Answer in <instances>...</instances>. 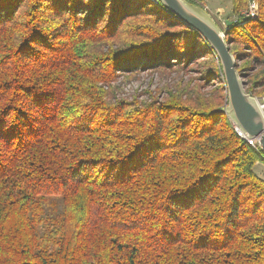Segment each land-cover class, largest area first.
Returning a JSON list of instances; mask_svg holds the SVG:
<instances>
[{
    "label": "trees",
    "instance_id": "16d2710c",
    "mask_svg": "<svg viewBox=\"0 0 264 264\" xmlns=\"http://www.w3.org/2000/svg\"><path fill=\"white\" fill-rule=\"evenodd\" d=\"M230 1L241 19L249 0ZM257 1L223 32L264 98ZM193 63L197 82L164 99L116 96L120 78ZM221 77L159 0H0V264H264V150L218 112L225 80L203 93Z\"/></svg>",
    "mask_w": 264,
    "mask_h": 264
},
{
    "label": "water",
    "instance_id": "95a60500",
    "mask_svg": "<svg viewBox=\"0 0 264 264\" xmlns=\"http://www.w3.org/2000/svg\"><path fill=\"white\" fill-rule=\"evenodd\" d=\"M178 20L197 31L219 59L228 92V103L218 112L225 114L249 138L260 142L264 150V111L259 100L245 90L244 75L237 71L239 57L234 59L225 35L211 15L187 0H159Z\"/></svg>",
    "mask_w": 264,
    "mask_h": 264
},
{
    "label": "rangeland",
    "instance_id": "374dc122",
    "mask_svg": "<svg viewBox=\"0 0 264 264\" xmlns=\"http://www.w3.org/2000/svg\"><path fill=\"white\" fill-rule=\"evenodd\" d=\"M195 4L199 6L201 9L209 13L212 16L214 21L220 27L222 31H224L225 26H229V24L233 20V15L231 14L232 4L230 0H193ZM258 7L259 3L257 2ZM248 7V6H247ZM247 9V8H246ZM245 9V10H246ZM260 9V8H259ZM245 17V16H244ZM238 18L241 23H239V27H243L246 22L242 21L243 18ZM255 20V19H254ZM249 21V20H247ZM252 21V20H251ZM234 23V22H232ZM242 50V48H240ZM234 59H236L234 57ZM248 60L240 61L239 67L244 68L248 65ZM253 66V70H257V64L255 62H251ZM205 65L201 66L198 63H193L191 67L187 70L182 72H172L171 74H164L157 70L152 69L151 67H146L145 70L141 69L138 75L133 80H127L120 78L119 81L116 83V96L118 98H127V99H137L139 101H149L155 97L158 99H164L167 96V89H172L175 84L180 83L185 85L190 83V79L192 80L191 85L193 86L203 73ZM202 72H199L201 71ZM244 74L250 72L241 71ZM242 73V74H243ZM225 80L224 77L220 79L212 80L210 83H203V93L206 95L209 94L211 91L214 90L215 87H218L223 84ZM244 83H246L245 90H250L249 80L246 76L243 78ZM247 92V91H246ZM249 93V92H247ZM251 94V93H250ZM253 95V94H252ZM259 101H264V98H260L258 95H253ZM227 105V104H226ZM225 105V107H226ZM224 107V108H225ZM231 123H233L231 121ZM256 174L259 177L264 178V164L258 163L255 166Z\"/></svg>",
    "mask_w": 264,
    "mask_h": 264
},
{
    "label": "built area",
    "instance_id": "2783aa9c",
    "mask_svg": "<svg viewBox=\"0 0 264 264\" xmlns=\"http://www.w3.org/2000/svg\"><path fill=\"white\" fill-rule=\"evenodd\" d=\"M153 1H156V0H153ZM257 0H249V3H248V7L246 10H244L241 15H242V18H244L245 20H254V19H257L258 18V14H259V7H258V4H257ZM245 16V17H244ZM237 16H233V20L232 22L234 23H237V22H241L238 18H236ZM228 29V26H225L224 27V31ZM222 33L224 34V32L222 31ZM225 35V34H224ZM260 105H261V110L264 111V101H259ZM233 125V128H234V131L237 133V135L239 137H242L243 140L247 141L250 145L254 146V147H259L261 149L262 146L260 144V142L256 139H253V138H249L248 136H246V134L235 124V123H232Z\"/></svg>",
    "mask_w": 264,
    "mask_h": 264
}]
</instances>
